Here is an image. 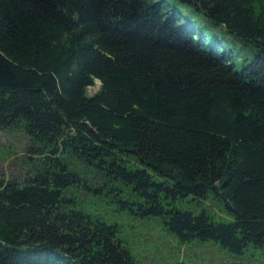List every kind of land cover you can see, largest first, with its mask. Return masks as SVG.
<instances>
[{
    "label": "trees",
    "instance_id": "1",
    "mask_svg": "<svg viewBox=\"0 0 264 264\" xmlns=\"http://www.w3.org/2000/svg\"><path fill=\"white\" fill-rule=\"evenodd\" d=\"M182 1L250 61L167 0H0V127L33 165L0 180V264H141L117 224L73 207L79 182L182 242L264 247V0ZM209 193L232 220L174 206Z\"/></svg>",
    "mask_w": 264,
    "mask_h": 264
},
{
    "label": "rangeland",
    "instance_id": "2",
    "mask_svg": "<svg viewBox=\"0 0 264 264\" xmlns=\"http://www.w3.org/2000/svg\"><path fill=\"white\" fill-rule=\"evenodd\" d=\"M183 19L191 20L209 37L220 38L226 48L237 54L238 68L250 61L252 55L244 41L228 33L222 25L215 24L202 11L196 10L182 0H167ZM248 56L247 60L245 59ZM99 82L89 88L95 93ZM28 137L20 129L6 130L0 127V180L23 181L33 171L30 153L27 150ZM74 198L73 207L120 227L119 238L141 264H264V247L253 244L235 253L214 240L193 239L182 242L178 236L165 229L159 216H141L121 208L115 192H96L82 183L69 188ZM174 206L182 211L199 213L205 211L216 220L230 221L232 217L213 193L200 198L192 194L176 199Z\"/></svg>",
    "mask_w": 264,
    "mask_h": 264
}]
</instances>
